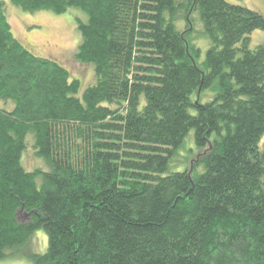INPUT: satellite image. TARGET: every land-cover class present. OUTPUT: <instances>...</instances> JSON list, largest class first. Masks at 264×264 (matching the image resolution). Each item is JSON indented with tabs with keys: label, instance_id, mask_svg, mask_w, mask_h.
<instances>
[{
	"label": "trees",
	"instance_id": "trees-1",
	"mask_svg": "<svg viewBox=\"0 0 264 264\" xmlns=\"http://www.w3.org/2000/svg\"><path fill=\"white\" fill-rule=\"evenodd\" d=\"M10 2L83 11L76 59L97 80L80 95L66 66L15 37L0 0V260L43 230L35 264H264V43L249 37L264 15L228 0ZM192 130L198 156L171 171ZM30 141L46 168L24 167Z\"/></svg>",
	"mask_w": 264,
	"mask_h": 264
},
{
	"label": "rangeland",
	"instance_id": "rangeland-1",
	"mask_svg": "<svg viewBox=\"0 0 264 264\" xmlns=\"http://www.w3.org/2000/svg\"><path fill=\"white\" fill-rule=\"evenodd\" d=\"M231 3L239 4L250 9L256 10L264 15V0H228ZM6 11L8 20L11 24L12 31L29 50L33 53L53 58L61 62L70 71L72 78L79 79L81 82V91L95 84L97 78L95 66L91 64H81L76 59V52L81 43L82 37L77 28V17L87 19V15L77 8H71L63 14H56L51 11L25 12L21 8L13 5L10 0H6ZM193 25L191 38L201 49L200 57L197 58V64L203 69L202 63L206 56V52L210 46V41L204 29L203 22L197 11H193ZM186 23L177 24L178 28L183 29ZM251 47L255 48L259 44L264 43V30L258 29L250 35ZM207 90L200 97L201 103L211 101L216 93L214 87ZM0 107L11 108V104L0 102ZM194 112V111H193ZM195 144L194 130L190 131L185 138L182 146L173 156L170 162L171 171H184L192 166L195 158L198 156ZM22 163L27 170L35 168H46L45 162L36 157L32 148V141L29 148L23 156ZM48 237L45 231L38 230L30 238L29 244L24 247L16 256H10L0 260V264H35L31 254H42L47 250Z\"/></svg>",
	"mask_w": 264,
	"mask_h": 264
}]
</instances>
